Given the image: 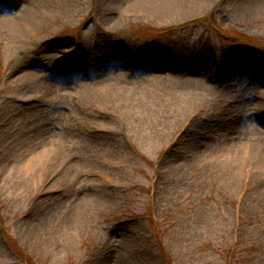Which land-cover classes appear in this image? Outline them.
<instances>
[{
  "label": "rangeland",
  "instance_id": "rangeland-1",
  "mask_svg": "<svg viewBox=\"0 0 264 264\" xmlns=\"http://www.w3.org/2000/svg\"><path fill=\"white\" fill-rule=\"evenodd\" d=\"M170 1L0 0V264H264V1Z\"/></svg>",
  "mask_w": 264,
  "mask_h": 264
},
{
  "label": "bare ground",
  "instance_id": "bare-ground-1",
  "mask_svg": "<svg viewBox=\"0 0 264 264\" xmlns=\"http://www.w3.org/2000/svg\"><path fill=\"white\" fill-rule=\"evenodd\" d=\"M143 1V0H142ZM146 4L145 7H148V4H156V6H163L164 8L159 11V13H171L173 11H167L169 8L173 7L175 3L170 0H145ZM264 1V0H260ZM22 2H20L18 5L20 6ZM18 6V7H19ZM23 6V5H22ZM22 6H20L18 9H20ZM25 6L24 8L20 9L19 11L15 12H0V36L1 35H24V31L28 30V27L24 28L25 22L29 19L30 14L25 12ZM175 13V12H173ZM103 80L107 81L108 83L106 85L100 86L94 93L90 92H85V95L78 94L79 91L89 89V86L86 84V87L78 86L77 88L75 87H66V86H55V82L51 83L52 88L49 91V95L52 96L53 99L58 100L59 103L62 104H70L72 102L80 101V102H88L90 99L93 98L94 95L97 94H103L107 95L108 93H113V94H123L124 96L123 99V106H134V107H139L140 103H137L134 98L141 97V98H146L150 97L154 94H158L164 87L160 83V80H158L156 83H153L152 88L150 89H145V90H139L136 89L135 91L129 90L127 86L122 84V81H125L126 78H115V77H109V76H103ZM119 80V81H118ZM92 84V83H90ZM196 87V86H195ZM19 134L16 133V136ZM22 137V136H19ZM225 138L227 142L230 143L232 136L228 131L225 132ZM241 149V148H240ZM236 150V151H241V150ZM17 151V149H15ZM242 155H244V151L241 152Z\"/></svg>",
  "mask_w": 264,
  "mask_h": 264
},
{
  "label": "trees",
  "instance_id": "trees-1",
  "mask_svg": "<svg viewBox=\"0 0 264 264\" xmlns=\"http://www.w3.org/2000/svg\"><path fill=\"white\" fill-rule=\"evenodd\" d=\"M145 29L147 30L146 35L147 36H152V37H161L164 34V31H160V30H155V29H148V27H145Z\"/></svg>",
  "mask_w": 264,
  "mask_h": 264
}]
</instances>
